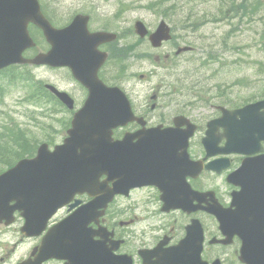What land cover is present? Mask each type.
<instances>
[{
  "label": "rangeland",
  "instance_id": "1",
  "mask_svg": "<svg viewBox=\"0 0 264 264\" xmlns=\"http://www.w3.org/2000/svg\"><path fill=\"white\" fill-rule=\"evenodd\" d=\"M214 1L44 0V4L47 17L54 24L57 23V27L65 25L73 15L90 14V29L92 27V30L117 33L119 46L134 45V55L137 54L138 58L131 55L128 59L108 47L107 51L112 50L114 56L107 71L103 72V77L108 85H117L126 92L135 112L145 115L150 126H166L177 115L195 118V115L200 114V117H210L214 116L213 108L220 104L233 108L264 98V0H247L246 4L251 6L260 4V10L253 15L244 16L242 20H238L240 11L237 8L241 0L223 9H219ZM168 6H174L175 12L168 13ZM162 19L173 28V40L154 53L145 44L139 43L133 34V25L136 21H141L149 31H153ZM37 38L44 48L40 36ZM186 45L194 48L192 53L171 59L167 64L154 61L155 57L169 55L173 47L175 51ZM208 56L216 60L207 62ZM160 58H157L158 62ZM174 71L176 72L173 73ZM180 72H187L189 82L200 84L202 97L186 96L179 92L178 95L169 91L167 84L170 77L178 78L174 75ZM38 82L51 84L67 92L76 103V108L85 100L84 92L67 70L24 68L0 73V131L22 130L29 142L60 143L65 137L71 115L46 98L35 99L34 95L28 100L34 92L33 85ZM152 96H156L153 111L150 110ZM197 141L198 138H195L194 142ZM6 145L8 143H1L0 150ZM7 147L9 152L5 155L8 160L11 148L10 145ZM194 155L200 156L199 153ZM238 162L237 158H233L229 171L238 167ZM7 168L4 167L1 171ZM212 178L213 180L206 181V186L213 184L209 188L214 189L221 200L228 201V195L233 189L225 183V176ZM151 194L153 191L149 195ZM149 195L135 192L130 200L117 199L110 208L117 223L123 219L118 211L128 213L133 206L140 208L135 212L137 221L130 229L133 237L131 241L136 244L150 242V237L157 228L166 222L157 214V201L154 198V206L149 207ZM145 203L148 207L141 206ZM143 211H151L150 215L154 217H145L147 214ZM213 224L214 220L206 218L208 228ZM19 227L20 225L7 230L0 226V259H3L0 264H14L32 246L20 244ZM139 232V236H136L135 233Z\"/></svg>",
  "mask_w": 264,
  "mask_h": 264
},
{
  "label": "water",
  "instance_id": "2",
  "mask_svg": "<svg viewBox=\"0 0 264 264\" xmlns=\"http://www.w3.org/2000/svg\"><path fill=\"white\" fill-rule=\"evenodd\" d=\"M34 2L35 0H23L20 5L15 0H0V21L10 20L11 24L13 16L17 13L20 25L34 23L44 31L46 40L52 46L47 55L23 63L68 67L73 77L88 90V98L83 108L74 116L72 128L68 131L69 138L64 141L63 146L56 147L53 153L43 147L35 159L22 161L0 176V219H8L2 211L7 209L9 202L15 201L16 205L11 209L35 211L29 218L33 221L39 220L44 225L58 208L69 203L76 194L87 193L90 197H95L80 209L81 212H88L105 207L113 192H120L119 188L123 186L120 178L125 170L133 165L132 150L129 146L111 142L110 135L112 129L125 125L134 118L125 96L116 88L104 87L97 78V70L104 62L105 55L98 53L96 48L113 40L114 36L87 35L86 29L81 27L78 21L81 18L76 19L70 28L54 31L39 16ZM13 27V34L10 36L0 33V69L21 62L20 49H23L26 43L29 45L24 31ZM135 29L140 37H145L147 32L142 24L137 23ZM168 39L169 30L163 23L156 33L149 37L152 46L156 48ZM48 89L70 107L71 102L66 94L59 93L52 87ZM257 107L258 105L246 107L230 113V117L224 114L219 123L225 130L223 136L227 140L224 153L246 154L254 141V135H257V140H264V119L255 115ZM237 116L240 118L238 121ZM169 138L171 139L172 135H169ZM124 152L128 155L126 161L122 158ZM259 166L264 167V163ZM252 171L253 166L246 165L243 173L237 175L235 172L228 177V182L241 186V193L247 196L264 195V168L257 173ZM102 175H107L109 180H117L114 189H108L104 195H100L96 188L98 178ZM136 185V180L127 179L126 187ZM261 202L257 208L264 209V200ZM78 204L79 202H76L71 208ZM173 204L177 207L175 202ZM245 209L241 204L237 207V210ZM216 216L222 227H231V232L242 239L246 262L264 264V222L257 223L258 229L253 235L243 225L240 224V227L230 221L222 210L218 211ZM76 217L82 218V213ZM22 232L27 234V225Z\"/></svg>",
  "mask_w": 264,
  "mask_h": 264
},
{
  "label": "flooded vegetation",
  "instance_id": "3",
  "mask_svg": "<svg viewBox=\"0 0 264 264\" xmlns=\"http://www.w3.org/2000/svg\"><path fill=\"white\" fill-rule=\"evenodd\" d=\"M196 124L198 122L194 120ZM200 129H197L198 134ZM200 134V133H199ZM193 143V142H192ZM203 175V176H202ZM211 180V175L206 173L201 174L197 180L194 181L196 184L195 189L199 191H204L203 187L206 186V181ZM205 184V185H204ZM157 201L159 202V195H155ZM223 202V200H220ZM224 203L223 205H225ZM147 204L143 205L146 206ZM118 215L123 218L118 223L115 220V215L113 210H107L104 216L100 218L97 225H90V234L92 243H98L103 246L104 251L109 256L113 258L121 257H131L132 264H151L155 261V258L145 259L142 255V251L151 252L158 244L163 240L166 243L163 245L162 250L175 247L184 238L185 228L188 226L192 219L198 220L204 231V244L201 254V258L207 264H240L238 261V248L239 242L236 239H232L228 244L223 243L224 238L222 237L217 225L213 224L209 226L206 225V218H210L204 211L195 212L194 214L188 215L182 211H172L168 215L170 220L167 224L160 228H157L156 232L150 237V242L136 244L132 242L130 229L134 224L136 217L131 214V211L126 213L124 211H118ZM69 215L67 210H64L54 221L57 223ZM211 219V218H210ZM156 228V227H155ZM146 234V233H143ZM136 235V234H135ZM137 236V235H136ZM26 244H32L26 258L24 260H33V256L36 255L34 250L39 245L38 239H22ZM24 260H17L14 264H18ZM3 259L0 260L2 262ZM44 264H58L55 262H47Z\"/></svg>",
  "mask_w": 264,
  "mask_h": 264
},
{
  "label": "trees",
  "instance_id": "4",
  "mask_svg": "<svg viewBox=\"0 0 264 264\" xmlns=\"http://www.w3.org/2000/svg\"><path fill=\"white\" fill-rule=\"evenodd\" d=\"M247 3V0H241L239 2V5H242V4H246ZM262 36V35H261ZM186 75L187 73L186 72H180L178 74H175L174 77H178V78H174L172 79V84H171V89L173 88H176L178 90L179 93L181 94H186L188 91H190V85H192L193 83H190L187 87L185 86V83L187 84L188 81H187V78H186ZM194 87H197V86H193ZM193 92V89L191 90ZM15 145V148L13 149L14 153L17 154V155H20V156H24L25 155V152L24 151H20L19 148H24L25 145H27V143L24 145V143H17V141L19 139H15V141L13 139H11ZM2 152L0 151V165H5V163L7 162L6 160H1V157L4 156V154H1ZM31 154V153H30ZM28 154V155H30ZM8 157V156H7ZM8 163V162H7Z\"/></svg>",
  "mask_w": 264,
  "mask_h": 264
},
{
  "label": "bare ground",
  "instance_id": "5",
  "mask_svg": "<svg viewBox=\"0 0 264 264\" xmlns=\"http://www.w3.org/2000/svg\"><path fill=\"white\" fill-rule=\"evenodd\" d=\"M239 0H232V1H228V0H215L214 3L216 4V6L219 9H223L228 7L229 5L232 4H236ZM237 8L240 11V15H238V20H242V18L244 16H248V15H253L255 13H257L260 10V4H257L255 6H251L249 4H242V5H237ZM168 13H172L175 12V7L174 6H168L166 8ZM192 31H196L195 29H192ZM216 59H214L215 61Z\"/></svg>",
  "mask_w": 264,
  "mask_h": 264
}]
</instances>
